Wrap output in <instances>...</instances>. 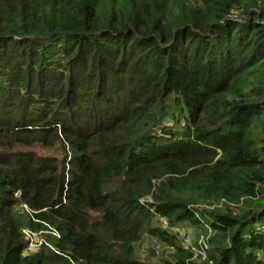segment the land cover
<instances>
[{
  "label": "trees",
  "instance_id": "1",
  "mask_svg": "<svg viewBox=\"0 0 264 264\" xmlns=\"http://www.w3.org/2000/svg\"><path fill=\"white\" fill-rule=\"evenodd\" d=\"M0 264H264V0H0Z\"/></svg>",
  "mask_w": 264,
  "mask_h": 264
},
{
  "label": "built area",
  "instance_id": "2",
  "mask_svg": "<svg viewBox=\"0 0 264 264\" xmlns=\"http://www.w3.org/2000/svg\"><path fill=\"white\" fill-rule=\"evenodd\" d=\"M161 224L163 227L168 228V223L165 218H161ZM207 226V232L198 230L197 232L187 231L181 233L180 226H176L172 229L174 232H180L183 240V246L186 250L194 253L195 258L205 261L207 259V253L210 248V239L214 234L210 225ZM27 239L29 240V247L27 252H34L38 250L43 244H47L46 239L43 237L44 232H37L30 229H25ZM49 232L56 236H60L59 233L50 227ZM160 247V246H158Z\"/></svg>",
  "mask_w": 264,
  "mask_h": 264
},
{
  "label": "rangeland",
  "instance_id": "3",
  "mask_svg": "<svg viewBox=\"0 0 264 264\" xmlns=\"http://www.w3.org/2000/svg\"><path fill=\"white\" fill-rule=\"evenodd\" d=\"M46 153H54L56 155H60L59 150H50ZM156 225H159V221L156 219ZM181 228V233L187 232V231H192V232H197L198 229L195 227L191 226L188 223H184L179 225ZM180 235L181 233L178 232ZM160 246V247H158ZM151 250L155 251V256H152ZM169 248H166L163 244H161L158 239L146 235L143 239V241L137 245V257L141 260H146V261H157V262H162L163 260H167L169 258Z\"/></svg>",
  "mask_w": 264,
  "mask_h": 264
},
{
  "label": "crops",
  "instance_id": "4",
  "mask_svg": "<svg viewBox=\"0 0 264 264\" xmlns=\"http://www.w3.org/2000/svg\"><path fill=\"white\" fill-rule=\"evenodd\" d=\"M144 261H146V260H144Z\"/></svg>",
  "mask_w": 264,
  "mask_h": 264
}]
</instances>
